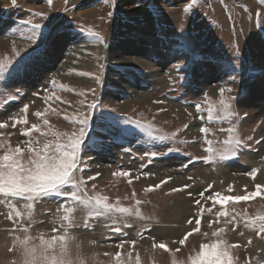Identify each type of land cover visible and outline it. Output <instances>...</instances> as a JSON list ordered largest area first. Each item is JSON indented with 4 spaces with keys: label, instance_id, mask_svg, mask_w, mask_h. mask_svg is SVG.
I'll use <instances>...</instances> for the list:
<instances>
[{
    "label": "rangeland",
    "instance_id": "1",
    "mask_svg": "<svg viewBox=\"0 0 264 264\" xmlns=\"http://www.w3.org/2000/svg\"><path fill=\"white\" fill-rule=\"evenodd\" d=\"M191 2L52 0L49 4L47 0H17L14 6L11 0H0V61H12L0 80V121L9 125L0 129V140L24 147L21 142L27 137L20 132L33 123L42 130L50 127L53 132L71 135L80 126L64 117L88 113L87 105L99 102L93 121L95 142L88 141L94 146L81 150L83 172L75 175L86 181L83 195L107 196L109 203L131 209L130 213L113 211L97 218L94 213L101 208L94 203L81 205L67 195L45 197L35 202L34 210L23 199L0 196L4 201L0 202V264L19 261V250L9 251L15 238L25 235L20 224L14 223L21 219L15 217L16 210L24 213L23 224L31 223L28 234L34 238L63 234L52 229L71 223L69 246L86 264H114L117 246L124 240L136 241L134 247L124 243L122 249L126 261L132 253L131 264L137 254L140 264H173L174 259L176 264H187V257L199 250V244L216 239L213 231L225 227L224 217L211 227L209 221L216 220V212L226 210L240 221L235 230L227 225L222 235L229 244L240 245L231 249L236 264L264 261V249L257 243L261 240L264 245V234L258 236L243 222L246 217L264 214V189L255 199L229 202L223 209L219 204L213 207L207 199L213 192L245 195L255 191L257 184L264 185V3L196 0L185 12V5ZM34 24L41 27L34 30ZM33 36L35 39L30 38ZM128 40L132 46L118 52ZM138 43L142 45L136 47ZM111 50L117 60L111 58ZM13 66L20 71L13 72ZM220 88L225 89L223 95L238 115L219 110ZM53 93L61 99L49 100ZM196 104L201 111L197 112ZM24 105H28L27 125L12 128L9 117L21 115ZM37 111L44 113L43 118L34 115ZM101 112L105 117L99 122L102 127L95 120ZM43 119L49 126L43 125ZM201 127L208 133H201ZM66 139L62 137L61 142ZM208 169L212 172L206 176ZM253 169L257 170L255 179L248 175ZM122 171L131 176L113 175ZM96 173H100L96 179H87ZM166 179L159 188L145 190ZM184 185L189 187L171 191ZM201 191L205 192L203 198ZM8 201L16 207H8ZM201 206L205 211L200 231L181 245L180 239L195 227ZM10 212L13 220L8 218ZM89 214L93 215L89 218ZM65 215L70 221L62 219ZM112 225L123 232L112 231ZM160 242L170 251L153 247ZM14 253L16 257L10 255Z\"/></svg>",
    "mask_w": 264,
    "mask_h": 264
},
{
    "label": "snow or ice",
    "instance_id": "2",
    "mask_svg": "<svg viewBox=\"0 0 264 264\" xmlns=\"http://www.w3.org/2000/svg\"><path fill=\"white\" fill-rule=\"evenodd\" d=\"M47 2L51 4L52 0H47ZM195 2L196 0H192L191 3L186 4L184 11L189 12L193 8ZM260 2L264 3V0H260ZM11 3L15 6L17 0H11ZM39 15L43 16V13H40ZM109 15H111V13H109ZM260 15L261 14L259 12L256 13L257 17ZM26 23L31 22L27 21ZM40 27V24L33 25L34 30L39 29ZM262 30H264V27H262ZM93 34L96 35L98 39L100 38L98 33ZM30 38L35 39V36ZM16 55L18 57L21 56L19 52H17ZM21 60H23V57H21ZM19 63L20 62L17 61V64ZM11 64V60H9L7 64L0 61V80L4 79V75L9 71V65ZM12 71L19 72L20 68L13 66ZM95 78L99 80V77ZM53 83H55V81H53ZM91 91L94 92V90ZM228 91L230 92L231 89H228ZM224 92V88L219 89V110L225 115H238V113L231 111V102L229 99L224 97ZM86 94L87 93H81V95ZM53 98L57 101L61 99L59 96H55V93H53L51 97H48L49 100ZM157 103H161V101H157ZM100 106L101 105L99 102L93 101L87 105L89 109L88 113H82L74 116L66 115L64 117L66 120L79 124L80 126L78 131L73 132L71 135H68L67 133L53 132L51 131L50 127H47V130H42L40 125L33 123L31 127H25L20 132L21 136L27 137L25 141L21 142L24 147H22L20 143L13 147L7 141L0 140V149L3 150V154H0V196L5 198L10 197L13 199H23L28 202L25 206L29 210H34L35 202L42 200L45 197L67 195L71 200L81 205L91 206L94 203L97 208H101L102 211L94 213L95 217L97 218L108 215L113 211L118 213H130L131 209L128 207L109 203V198L107 196L83 195L86 191L84 188L86 181L83 179L82 175L80 179H77L75 175L77 171H80L81 173L83 172V169L80 167L81 150L94 146L89 145L88 141L93 140L95 142V128L93 126V121L95 110ZM196 110L197 112L201 111L200 104H196ZM161 111H163V109H161ZM27 112L28 105H24L21 115L10 116L9 120L11 121V127L16 128L17 125H27ZM34 115L38 118H43L44 113L37 111L34 113ZM104 118L103 112H101L99 116L95 117L97 126H103L102 124H99V122L103 121ZM212 118V110L210 109L208 119L211 120ZM43 125L49 126V121L47 119H43ZM8 126V121H0V129H5ZM148 127H152V125L149 124ZM184 127L187 128L188 126L185 125ZM208 131L209 130L205 127L200 128L201 133L207 134ZM229 131H231V129H229ZM33 133H37L38 136L34 137ZM0 136H3L2 132H0ZM49 136L52 138L49 139ZM41 137H43V139H41ZM62 137H67V139L61 142ZM225 143L227 144L230 142L226 141ZM237 145L238 147H243V144L240 141H237ZM209 151L212 150L209 149ZM152 154L155 155V153ZM232 155L235 156L237 153L233 151ZM229 158L230 157L227 156H221V159ZM209 159H212V157H209ZM256 172L257 170L253 169L248 173V175L255 179ZM99 175L100 173H96L95 176H89L87 179L94 180ZM113 175H123L130 177L131 173L129 171H122L120 173H113ZM167 179H170V177ZM167 179L162 180L159 184L150 185L145 190L152 191L156 188H159L163 183L167 182ZM129 183H131V179H129ZM188 187L189 185H184L182 188H173L171 191H183ZM211 187L212 186L209 185V188ZM68 188L74 190L68 191ZM93 188H95V185H93ZM255 188V191L246 193L245 195H223L220 192H213L207 197V199L213 202V207L219 204L223 209L229 202L239 203L241 201L255 199L261 194V190L264 189V185L257 184ZM231 190L232 189L230 186L229 191ZM205 191H207V189H205ZM134 195L135 193L133 192V196ZM189 195H191V193H189ZM199 195L201 198H203L205 192L201 191ZM139 203L140 201L137 200L136 204ZM195 203L200 204V200H196ZM8 207L15 208L16 205L8 201ZM66 207V205H61V208ZM72 211L74 212L75 209L73 208ZM204 211L205 208L201 206L200 212L195 217V227L191 232H186L183 238L180 239L179 243L181 245H184L189 236H191L193 233L200 231L201 220L203 218ZM207 211L212 212V208H208ZM91 215L93 214H89V218ZM137 215H139L138 210ZM215 216L216 220H210L209 226L211 227L213 223H219L220 218L224 217L225 227L217 228L215 231H213L212 236L216 237V239L212 240L211 242L199 244V250L187 257V264H236L237 258L232 255L231 249L238 248L240 245L238 243L229 244L222 238V235L225 233L227 225H232L233 230H235L240 221H238L236 215L230 216L226 210L216 212ZM15 217L21 218L14 220V223L20 224V231L25 233V235H23L22 238L17 236L13 241V247L9 249V251L18 249L20 252L19 261L14 262V264H86L85 260L78 256H74L69 246V240L72 239L68 235L72 227L71 223L61 224L58 227H54L52 229L54 233L62 232L63 234H54L50 238H45V236L41 234L38 236V238H34L28 234L31 223L25 225L21 222L24 217V213L16 210ZM8 218L13 220V215L11 212L9 213ZM28 218L29 220L31 219V211L28 214ZM62 219L64 221H70V216L65 215ZM243 222L245 227L255 230L258 236L264 234V214H259L255 217H246L244 218ZM188 223L192 224L193 220L189 219ZM126 226L131 227V225ZM84 227H88V218L85 220ZM106 227H108V225H106ZM111 229L114 232H123L121 227L115 225H112ZM204 235L207 236L208 234L204 233ZM241 235H243V233H241ZM124 243H130L134 247L136 241H121V243L117 246L118 250L114 254V264H131V252L128 253L127 261L122 258V249ZM248 243H251L250 238ZM153 247H159L165 251H170L168 245L164 242H160L159 244L154 243ZM176 251H179V249ZM104 255L108 256L110 254L105 253ZM135 264H140V257L138 254L135 259ZM173 264H176L175 259L173 260ZM258 264H264V261H258Z\"/></svg>",
    "mask_w": 264,
    "mask_h": 264
},
{
    "label": "bare ground",
    "instance_id": "3",
    "mask_svg": "<svg viewBox=\"0 0 264 264\" xmlns=\"http://www.w3.org/2000/svg\"><path fill=\"white\" fill-rule=\"evenodd\" d=\"M136 45V47H139V45H142V43H138V44H135ZM130 46H132V43L128 40V41H126V42H123L122 43V45L121 46H119V50H118V52H121V51H123V50H128L129 49V47ZM111 53H112V59H115L116 58V56H114V53L112 52V50L110 51ZM115 60H117V59H115ZM264 149V148H263ZM238 169V168H237ZM207 172H212L211 170H206V173H204V175H206L207 174ZM223 173H225V174H227L228 175V172L227 171H224ZM223 175V174H222ZM235 175V174H234ZM239 175V173L237 174V176ZM207 176V175H206ZM240 176V175H239ZM220 178V177H219ZM225 178V177H224ZM227 178V177H226ZM231 178V177H230ZM175 206V205H174ZM177 206V205H176ZM170 209V208H169ZM27 218H28V216H27ZM33 221V220H32ZM173 230V229H172ZM175 231L176 230H174V232L172 231V234L173 233H175ZM180 231H183L182 229H180ZM184 232V231H183ZM173 237H175V236H173ZM259 242V246H262V247H260V248H262V249H264V245H262V242H261V240H259V241H257V243ZM13 246V245H12ZM9 247H10V245H9ZM15 251V250H14ZM257 251V250H256ZM4 252H6V251H4ZM17 253V252H16ZM16 253H14V254H10V255H13L14 257H16ZM18 258H19V255L17 256Z\"/></svg>",
    "mask_w": 264,
    "mask_h": 264
}]
</instances>
